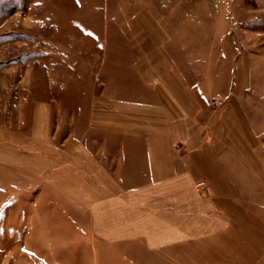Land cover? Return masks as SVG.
Wrapping results in <instances>:
<instances>
[{
    "label": "crops",
    "instance_id": "1",
    "mask_svg": "<svg viewBox=\"0 0 264 264\" xmlns=\"http://www.w3.org/2000/svg\"><path fill=\"white\" fill-rule=\"evenodd\" d=\"M190 1L208 0H180ZM79 2L77 13L61 10L60 32L75 21L90 28L92 36L81 42L80 36L77 40L68 36L64 41L75 47L84 44L105 60L104 65L111 64L112 0H107L109 21L101 27L100 0ZM84 10L98 14L97 22L85 20ZM180 12L161 15L148 0H136L120 15L126 46L136 49L131 63L141 90L134 104L112 111V123L121 128L112 130V140L103 141L106 147L98 149L102 153L89 147L103 143L94 132L87 139L90 145L80 136L70 140L65 150L55 147L54 108L46 104L31 112L37 131L29 141V153L22 150L20 137L1 133L0 166L5 165L0 168L27 173L35 186L44 182L31 220L48 226L51 233L53 227L67 235L69 226L83 223L70 222L69 212L86 216L93 237L112 247L114 254L107 256L123 258L125 264H264V218L253 217L250 210L264 194V133L256 128L246 103L243 38L237 37L239 28L233 21H219L223 38L207 53L210 47L199 43L203 35L190 44L182 35L191 34L190 29L172 23L187 13L196 19L194 31L209 33L212 27L206 21L196 23L201 16L210 20L212 9ZM44 28L52 30V25L45 22ZM230 36L237 37L233 44L242 55L236 79L222 70L224 51L233 46L227 42ZM191 63L197 74H190ZM217 99L224 101L219 108L212 105ZM176 144L181 148H174ZM52 157L58 161L50 162ZM34 158L43 167L45 163L44 176L29 168ZM49 162L62 168L49 173ZM199 179L212 184V202L198 201L193 184ZM92 249L91 256L99 259L103 253L95 243Z\"/></svg>",
    "mask_w": 264,
    "mask_h": 264
},
{
    "label": "rangeland",
    "instance_id": "2",
    "mask_svg": "<svg viewBox=\"0 0 264 264\" xmlns=\"http://www.w3.org/2000/svg\"><path fill=\"white\" fill-rule=\"evenodd\" d=\"M16 1L15 4L6 5V12L0 13V135L5 133V137L8 134L20 137L22 146H25L22 150L29 153V141L36 138L37 131L31 120L34 117L31 112L36 107H45L47 104L54 108L51 122L53 138L55 137L53 142L57 144L55 147L65 150L70 140L80 136H83L80 140L85 144L88 137H94L93 132L97 133V138H103L102 142L107 138L112 140V130L121 128L112 123V111L119 105L134 104L135 100H139L135 98L136 92L141 90L140 83L135 80L131 63L135 61L136 49L128 48V44L126 46L124 35L120 32V15L128 3L136 0H112V21L109 22L112 25V63L106 65L103 64L105 60H100L93 49L84 48V44L75 47L64 41L68 36L75 39L80 36V42L84 41L86 36H92L88 33L92 31L90 28L72 21L71 25L64 26L60 32L61 10L69 15L77 13L81 4L79 0ZM148 1L161 15L182 13L180 11L184 9L190 13L199 9H212L213 17L210 20L201 16L197 17L196 23L199 25L200 21H206V25L212 27L209 33L200 32V29L194 31L193 22L196 19H191L187 13L185 18H177L172 23L180 29H190L191 34H182L187 36L186 40L190 44L198 42L196 38L203 35L199 43L206 48L210 47L207 53L211 51L213 43L221 42L223 38L224 29L218 31L219 21L231 20L233 26H238L237 37L243 38L245 45L243 59L245 94L248 99L246 103L251 109L253 123H256L260 133H264V0H208L190 1L187 4L180 0ZM100 2L99 20L98 14L92 10H84L83 18L95 23L98 20V26L101 27L107 25L109 20L106 15L107 0ZM1 4L2 2L0 6ZM45 22L52 25V30L44 28ZM237 37L230 36L227 42L233 46L231 48L230 45L231 49L224 51L225 57L222 61V70L227 75L232 73L234 79L240 62L238 58H242L241 51L233 44ZM196 52L199 53V49ZM198 53L193 52L194 55ZM193 58L196 61L197 57ZM189 67L190 74L198 73L195 64L191 63ZM214 101V107L222 106L214 104ZM262 137L264 140V134ZM109 143L107 147L112 148V142ZM89 147L102 153L98 149L105 148L106 145L103 142L101 146ZM174 148L181 147L176 144ZM42 158L45 160V156ZM57 161L55 157L50 159L52 163ZM50 162L47 169L49 173L62 168V164L52 165ZM32 163L29 168L35 167L44 176L45 163L43 167V162L35 158ZM3 165L5 164L0 167ZM6 168L7 170L0 168V264H125L123 258L107 256L109 252L114 254L112 247L93 237V228L88 226L90 221L86 216L82 218L81 214L71 215L69 212L70 222L81 219L80 222L83 223L69 226L67 235L61 234L58 229L55 232L53 227L54 233H51L48 226L31 220V214H35L34 206L39 200L37 196L45 187L44 182H38L39 185L35 186L34 179L27 173ZM261 171L264 176V163L261 164ZM198 181L208 183V195L201 196L197 192L195 183ZM193 187L200 203L213 201L214 190L209 181L196 180ZM257 204L250 205L253 217L264 218V194L258 196ZM94 231L99 232L97 229ZM93 243L103 253L99 259L89 253L93 251Z\"/></svg>",
    "mask_w": 264,
    "mask_h": 264
},
{
    "label": "built area",
    "instance_id": "3",
    "mask_svg": "<svg viewBox=\"0 0 264 264\" xmlns=\"http://www.w3.org/2000/svg\"><path fill=\"white\" fill-rule=\"evenodd\" d=\"M223 100L222 99H217L214 101V104H223ZM195 189L197 190V192L199 194H201V196H205L208 195L210 192V187L208 185L207 182L205 181H198L195 183Z\"/></svg>",
    "mask_w": 264,
    "mask_h": 264
},
{
    "label": "trees",
    "instance_id": "4",
    "mask_svg": "<svg viewBox=\"0 0 264 264\" xmlns=\"http://www.w3.org/2000/svg\"><path fill=\"white\" fill-rule=\"evenodd\" d=\"M4 1V2H3ZM2 2L1 6H0V13L1 11L4 13L6 12L7 6L6 5H12L17 3L16 0H0V3Z\"/></svg>",
    "mask_w": 264,
    "mask_h": 264
}]
</instances>
